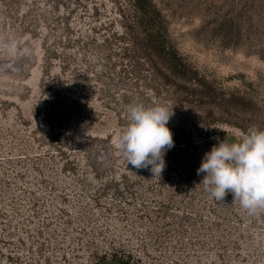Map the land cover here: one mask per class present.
Listing matches in <instances>:
<instances>
[{
    "label": "rangeland",
    "instance_id": "obj_1",
    "mask_svg": "<svg viewBox=\"0 0 264 264\" xmlns=\"http://www.w3.org/2000/svg\"><path fill=\"white\" fill-rule=\"evenodd\" d=\"M149 1L0 0V264H264V212L196 173L264 129V0ZM134 104L173 110L160 176L113 143Z\"/></svg>",
    "mask_w": 264,
    "mask_h": 264
},
{
    "label": "clouds",
    "instance_id": "obj_2",
    "mask_svg": "<svg viewBox=\"0 0 264 264\" xmlns=\"http://www.w3.org/2000/svg\"><path fill=\"white\" fill-rule=\"evenodd\" d=\"M172 115L173 110L162 105L129 106V123L113 139L127 164L161 175L164 155L174 146L167 126ZM212 139L217 142L205 151L196 169L197 175L203 173L205 190L217 202L231 193L249 215L264 212V129L250 130L233 142Z\"/></svg>",
    "mask_w": 264,
    "mask_h": 264
},
{
    "label": "trees",
    "instance_id": "obj_3",
    "mask_svg": "<svg viewBox=\"0 0 264 264\" xmlns=\"http://www.w3.org/2000/svg\"><path fill=\"white\" fill-rule=\"evenodd\" d=\"M132 5L134 6V9L139 13V19L140 22L149 21L150 19H153L159 14V11L156 9L153 3H151L149 0H132ZM147 38L149 40H155V38L148 33ZM170 53H164L171 61V65L176 70H183V72L188 71L187 65L182 61V57L174 50Z\"/></svg>",
    "mask_w": 264,
    "mask_h": 264
}]
</instances>
